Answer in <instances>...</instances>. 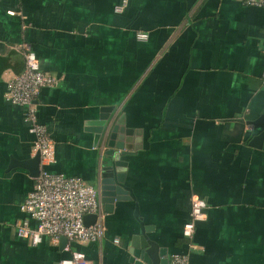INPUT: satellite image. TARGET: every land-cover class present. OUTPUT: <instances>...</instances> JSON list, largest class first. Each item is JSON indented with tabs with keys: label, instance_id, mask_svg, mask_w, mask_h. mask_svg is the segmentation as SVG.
Segmentation results:
<instances>
[{
	"label": "crops",
	"instance_id": "1",
	"mask_svg": "<svg viewBox=\"0 0 264 264\" xmlns=\"http://www.w3.org/2000/svg\"><path fill=\"white\" fill-rule=\"evenodd\" d=\"M22 42L58 80L36 99L56 144L50 172L99 189L106 148L92 130L103 107L143 131L142 148L123 157L134 199L111 213L101 202V243L32 245L17 234L36 178L21 165L36 154L25 108L5 97L25 68ZM263 72L264 7L242 0H0V264H59L73 252L135 264L140 221L169 258L264 264V137L248 123L264 112ZM195 198L207 207L190 247L183 226Z\"/></svg>",
	"mask_w": 264,
	"mask_h": 264
},
{
	"label": "built area",
	"instance_id": "2",
	"mask_svg": "<svg viewBox=\"0 0 264 264\" xmlns=\"http://www.w3.org/2000/svg\"><path fill=\"white\" fill-rule=\"evenodd\" d=\"M245 5L264 7V0H242ZM125 1L115 10L121 12ZM10 14L15 12L10 11ZM140 39H143L141 35ZM25 60L24 70L8 80L5 97L11 103L25 108V120L34 136V150L40 153V172L35 178L33 190L21 204L27 215L15 224L17 234L38 245L45 236L53 239L66 237L70 243H101L106 232L102 212L100 190L82 178L63 173L50 172L47 167L56 160V144L46 126L40 123L36 99L46 87H55L58 80L40 68L39 61L27 42L16 46ZM264 83V72L262 76ZM206 201L192 200L189 220L183 226V236L192 247L196 223L204 217ZM87 215H97L93 223L86 224ZM30 219L37 225L30 226ZM119 243V239L115 240ZM188 253H173L169 264H189ZM59 264H91L80 252H73L71 258Z\"/></svg>",
	"mask_w": 264,
	"mask_h": 264
},
{
	"label": "water",
	"instance_id": "3",
	"mask_svg": "<svg viewBox=\"0 0 264 264\" xmlns=\"http://www.w3.org/2000/svg\"><path fill=\"white\" fill-rule=\"evenodd\" d=\"M114 107H103L96 121L97 127L93 128L95 143L101 141L106 150L102 158L99 190L101 202L107 212H112L116 202H124L134 199V194L126 185L128 161L125 156L134 154L142 148V130L126 126V115L121 113L114 121ZM252 126L256 139L264 137V112L254 121H248ZM22 166L28 167L33 176L37 177L40 172V153L36 152L33 158L23 162ZM138 213V209H136ZM97 215H87L85 223H93ZM148 230L140 221V233L133 236L130 242L131 260L135 264H169L168 250L161 248L159 244L150 239ZM68 239L61 237L62 245H66Z\"/></svg>",
	"mask_w": 264,
	"mask_h": 264
}]
</instances>
